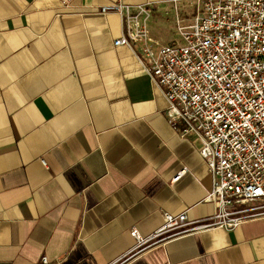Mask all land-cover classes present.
I'll return each mask as SVG.
<instances>
[{
  "label": "crops",
  "instance_id": "crops-1",
  "mask_svg": "<svg viewBox=\"0 0 264 264\" xmlns=\"http://www.w3.org/2000/svg\"><path fill=\"white\" fill-rule=\"evenodd\" d=\"M119 2L152 4L160 44L195 13L191 0H0V264H264V214L131 252L134 227L217 204L200 139L171 124L137 46L115 45L123 17L99 10Z\"/></svg>",
  "mask_w": 264,
  "mask_h": 264
},
{
  "label": "built area",
  "instance_id": "built-area-1",
  "mask_svg": "<svg viewBox=\"0 0 264 264\" xmlns=\"http://www.w3.org/2000/svg\"><path fill=\"white\" fill-rule=\"evenodd\" d=\"M191 5L193 17L178 20L181 42L169 44L150 35L151 3L119 2L99 10L122 15L123 35L115 45L137 46L167 98L171 124L200 139L212 177L207 198L217 204L213 216L198 220H190L187 210L165 212L164 223L147 236L134 227L131 252L183 233L232 230L264 214V0H191ZM49 263L47 256L37 262Z\"/></svg>",
  "mask_w": 264,
  "mask_h": 264
},
{
  "label": "rangeland",
  "instance_id": "rangeland-1",
  "mask_svg": "<svg viewBox=\"0 0 264 264\" xmlns=\"http://www.w3.org/2000/svg\"><path fill=\"white\" fill-rule=\"evenodd\" d=\"M190 11V10H189ZM192 11V10H191Z\"/></svg>",
  "mask_w": 264,
  "mask_h": 264
}]
</instances>
